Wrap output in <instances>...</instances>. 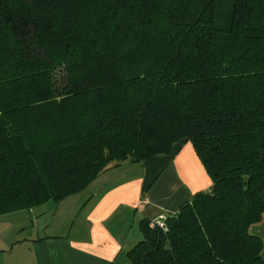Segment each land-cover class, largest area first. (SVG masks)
I'll use <instances>...</instances> for the list:
<instances>
[{
    "label": "trees",
    "instance_id": "1",
    "mask_svg": "<svg viewBox=\"0 0 264 264\" xmlns=\"http://www.w3.org/2000/svg\"><path fill=\"white\" fill-rule=\"evenodd\" d=\"M187 143L212 186L130 263L264 264V0H0V217Z\"/></svg>",
    "mask_w": 264,
    "mask_h": 264
},
{
    "label": "crops",
    "instance_id": "2",
    "mask_svg": "<svg viewBox=\"0 0 264 264\" xmlns=\"http://www.w3.org/2000/svg\"><path fill=\"white\" fill-rule=\"evenodd\" d=\"M146 163L153 166L150 175L145 170L144 177H137L133 161H125L101 174V189L89 193L81 206L77 197L85 191L58 203L45 226L47 233L40 234V219H36L35 235L31 233L2 250L3 263L131 264L128 252L142 239V220L175 214L196 193L212 186L190 143L171 163L165 157L148 160L145 166ZM70 220L73 225L67 229ZM59 222L61 229H66L48 233Z\"/></svg>",
    "mask_w": 264,
    "mask_h": 264
},
{
    "label": "rangeland",
    "instance_id": "3",
    "mask_svg": "<svg viewBox=\"0 0 264 264\" xmlns=\"http://www.w3.org/2000/svg\"><path fill=\"white\" fill-rule=\"evenodd\" d=\"M128 164L130 163L128 162ZM133 165L136 166V170L133 173L136 174L137 177H144L146 174L145 170H147L150 175V172L153 170L152 164H147L145 166L144 162H133ZM98 189H101V175L97 177V179H95L93 183H91V185L87 187V189L84 190L85 191L84 193L81 192L82 194L80 195V197H77L78 200H80L78 201V204H80L81 206L86 199L85 197L88 196L89 193L96 191ZM57 204L58 203L55 202H49V204L44 207L31 210L32 212H34V214L32 212L30 213V210H28V211L11 213L5 216L3 215L4 217H0V251H1L0 264H4L3 263L4 261H2L4 257L2 256L5 253H2V250L7 249V247L10 248L11 245L13 243H16L17 241H23V239H26V237H28L31 233L35 235V232L37 231L36 219L37 220L40 219L38 221L40 234L45 235L47 233L45 231L46 229L45 226L46 224H49L50 221L52 220L54 214L53 210L56 209ZM74 207H76L75 204ZM67 223H68L67 225V229H68V227L70 228L73 225V220L72 221L70 220ZM61 225L62 224L60 222L57 223L56 225H54L53 229L48 230V233H60L61 231L65 230L66 228L61 229L63 228ZM76 226L77 225H75L74 228H76ZM263 230H264V222L260 223L255 229L252 228L251 231L252 233L257 232L258 234H261ZM16 252L18 251L15 250V253Z\"/></svg>",
    "mask_w": 264,
    "mask_h": 264
},
{
    "label": "built area",
    "instance_id": "4",
    "mask_svg": "<svg viewBox=\"0 0 264 264\" xmlns=\"http://www.w3.org/2000/svg\"><path fill=\"white\" fill-rule=\"evenodd\" d=\"M151 225L152 226H158L162 229H165L166 227V217L165 215H160L158 218L154 219L152 222H151Z\"/></svg>",
    "mask_w": 264,
    "mask_h": 264
},
{
    "label": "water",
    "instance_id": "5",
    "mask_svg": "<svg viewBox=\"0 0 264 264\" xmlns=\"http://www.w3.org/2000/svg\"><path fill=\"white\" fill-rule=\"evenodd\" d=\"M133 162H135V161H133ZM260 235L264 237V230L261 232Z\"/></svg>",
    "mask_w": 264,
    "mask_h": 264
}]
</instances>
